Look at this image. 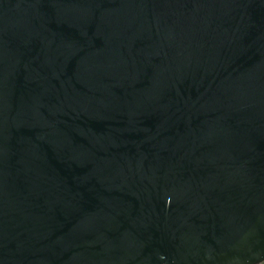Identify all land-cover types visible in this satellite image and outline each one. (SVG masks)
I'll return each instance as SVG.
<instances>
[{
    "label": "water",
    "instance_id": "obj_1",
    "mask_svg": "<svg viewBox=\"0 0 264 264\" xmlns=\"http://www.w3.org/2000/svg\"><path fill=\"white\" fill-rule=\"evenodd\" d=\"M264 261V0H0V264Z\"/></svg>",
    "mask_w": 264,
    "mask_h": 264
},
{
    "label": "built area",
    "instance_id": "obj_2",
    "mask_svg": "<svg viewBox=\"0 0 264 264\" xmlns=\"http://www.w3.org/2000/svg\"><path fill=\"white\" fill-rule=\"evenodd\" d=\"M260 264H264V261H262Z\"/></svg>",
    "mask_w": 264,
    "mask_h": 264
}]
</instances>
